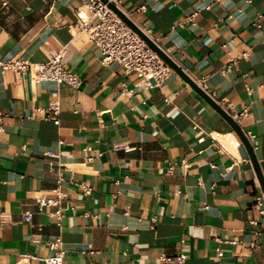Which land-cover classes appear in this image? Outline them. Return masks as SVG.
I'll return each mask as SVG.
<instances>
[{"label":"crops","instance_id":"crops-1","mask_svg":"<svg viewBox=\"0 0 264 264\" xmlns=\"http://www.w3.org/2000/svg\"><path fill=\"white\" fill-rule=\"evenodd\" d=\"M79 3L0 0V59L43 62L64 49L82 79L74 88L0 69V264H46L58 238L64 264H264V214L252 201L260 184L234 130L177 72L150 86L104 64L72 27ZM120 7L163 35L171 58L223 108L249 107L237 123L256 136L264 176V0ZM194 13L196 25H178ZM54 101L59 124L39 111ZM60 192L58 222V207L37 200ZM181 253L182 263L167 259Z\"/></svg>","mask_w":264,"mask_h":264},{"label":"built area","instance_id":"built-area-1","mask_svg":"<svg viewBox=\"0 0 264 264\" xmlns=\"http://www.w3.org/2000/svg\"><path fill=\"white\" fill-rule=\"evenodd\" d=\"M75 12L77 21L72 25L79 34H86L90 41L96 46L102 56L104 64L117 63L122 66L127 73H135L146 82V84L160 85L162 84L174 70L162 59V57L150 47L145 40L132 30L110 7L109 3H114L120 7V0H79ZM122 10V9H121ZM196 13L190 14L185 19L179 22V26L184 27L187 24L196 25ZM142 31L158 46L162 51L169 53L162 47L161 34H155L151 28H142ZM65 50L61 49L53 52V54L43 62H37L23 55H16L0 59V69L3 73L13 71L17 74H29L34 81H49L56 84H69L74 88H79L82 84L81 77L70 71L64 61ZM171 57V56H170ZM238 58H231L230 66H234L239 61ZM200 86L205 90V84L200 83ZM219 103V102H218ZM220 104V103H219ZM221 105V104H220ZM222 106V105H221ZM226 112L238 122L240 118L245 117L249 113V107L244 108L239 113H234L231 110L224 108ZM40 112L51 113L49 119L55 124H59V115L61 113V105L59 101H54L47 108H39ZM3 115L0 112V122L3 120ZM251 146L255 149L257 144L256 136L251 132H244ZM84 194L89 195L91 188L81 185ZM256 192L252 196L253 206L264 214V193L260 186L255 183ZM179 192L175 193L178 194ZM39 206L53 205L58 209L54 213V218L60 222L63 217V196L60 192L55 197H42L38 200ZM33 214L26 212L24 219L26 222H31ZM256 223V222H254ZM62 241L60 238L55 240L51 246H56L59 250L48 257L46 264H64L65 252L60 248ZM256 246L255 242L251 243V247ZM219 259L224 256L223 250L219 247L216 249ZM175 260L178 263L184 262L186 255L179 254L175 258H167ZM216 264H222L220 260Z\"/></svg>","mask_w":264,"mask_h":264},{"label":"water","instance_id":"water-1","mask_svg":"<svg viewBox=\"0 0 264 264\" xmlns=\"http://www.w3.org/2000/svg\"><path fill=\"white\" fill-rule=\"evenodd\" d=\"M107 2L108 0H103ZM109 7L132 29L134 30L140 37H142L145 42L152 47L164 61L179 75H181L207 102H209L228 122L231 128L234 130L236 135L238 136L239 140L245 147L254 170L256 172L259 184L262 188L264 193V176L261 171V168L258 164L257 157L255 155V151L251 146L248 138L246 137L244 131L242 130L241 126L226 112V110L217 102L215 101L205 90L201 88L195 81H193L178 64L167 54H165L160 47H158L143 31L142 29L119 7H117L114 3L110 2Z\"/></svg>","mask_w":264,"mask_h":264}]
</instances>
